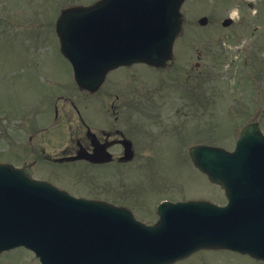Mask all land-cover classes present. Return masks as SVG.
<instances>
[{"label":"rangeland","instance_id":"374dc122","mask_svg":"<svg viewBox=\"0 0 264 264\" xmlns=\"http://www.w3.org/2000/svg\"><path fill=\"white\" fill-rule=\"evenodd\" d=\"M95 1L0 0V162L8 160L23 166L33 160V152L39 155L44 149L51 157H59L67 143L68 146L71 143L69 148L76 147V132L69 130V126L77 120L69 116V103L78 105L79 99L82 101L83 98L77 92L70 66L59 53L55 23L63 9L90 5ZM249 1L188 0L182 7L185 24L183 37L175 49L176 62L172 68L163 70L170 71L174 75L169 77L175 78L166 85H151L154 89L161 86L159 96H156L158 101L173 96L177 107L188 106L190 119L184 123L195 136L191 137L193 143L229 148L233 136L237 137L240 127L248 119L258 121L264 133V21L248 22L260 24L253 35L243 34L242 27L236 28L235 33L242 35L241 39L227 37L228 30L221 26L222 19L237 7L243 17ZM256 1V9L264 13V0ZM253 12L249 10L248 13L253 15ZM204 16L208 17L209 23L200 26L198 20ZM223 40L225 48L221 44ZM238 46L241 47L239 50ZM243 56L249 60L248 67L242 65ZM254 61L256 65H253ZM141 69L135 67L124 74L121 85L132 97H136L133 90L146 87L142 85L144 73L150 78L156 77L153 71L142 72ZM145 85L148 86V82ZM59 89L62 90L57 93ZM57 96L62 99L56 105L68 116L55 121L51 108ZM228 127L230 131H227ZM56 132L68 137L57 146L53 136L58 135ZM30 136H33L31 141ZM156 159L148 171L149 163ZM49 163H38L41 171L36 175L75 195L133 206L142 221L152 222V207L148 205L163 198L210 196L215 202L224 201L223 192L215 191L207 177L194 167L187 152H145L138 155L133 165L113 169L97 170L83 163L57 164L61 166ZM50 165L52 167H48ZM23 254L18 251L14 255L20 259ZM217 255L219 258L216 255L192 258L184 264H203L204 261L209 264H218V261H222L219 264H250L238 258L234 261L228 254ZM29 259L24 257L23 261L38 264L31 257ZM10 264L25 263L14 261Z\"/></svg>","mask_w":264,"mask_h":264},{"label":"water","instance_id":"95a60500","mask_svg":"<svg viewBox=\"0 0 264 264\" xmlns=\"http://www.w3.org/2000/svg\"><path fill=\"white\" fill-rule=\"evenodd\" d=\"M184 1L101 0L91 8L64 11L57 30L77 83L94 90L118 66L171 64ZM191 155L210 180L226 190L229 204H199L205 208L202 213L182 218L177 212L185 206L169 208L155 227L34 181L28 168L0 165V236L32 248L44 264H55L51 258L61 264H166L195 246L232 241L227 236L234 234L240 235L236 240L249 242L236 250L264 257V244H256L264 243V136L259 126L244 128L234 153L198 146ZM76 222L85 224L80 242L69 239Z\"/></svg>","mask_w":264,"mask_h":264},{"label":"flooded vegetation","instance_id":"af4514ba","mask_svg":"<svg viewBox=\"0 0 264 264\" xmlns=\"http://www.w3.org/2000/svg\"><path fill=\"white\" fill-rule=\"evenodd\" d=\"M235 25V23L231 22L228 28L233 31ZM135 67L143 68L141 69L142 72L147 70L139 65L120 67L110 72L104 85L97 91L77 90L78 94L83 98L82 101L79 99L78 105L74 102L69 103L71 113L69 116L77 120L76 123L69 126V130L74 129L76 132V147L69 148L71 143L69 146L67 143V147H62V157L70 159L75 157L79 151L94 153L104 149L105 151L103 152H108L112 155V161L92 164L85 160H74L67 161V163L83 162L102 168L127 167V165L134 163L137 155L145 152H189L190 148L194 146V143L191 142L193 141L191 137H194L192 135L193 132H190L188 124L186 125L190 119L188 106L177 107L173 102L175 100L173 96L168 99H159L158 101V98H156V96H159L158 89L150 86L166 85L167 81L168 83L172 81L175 77H169V75L174 74L169 73L170 71L167 73L163 71L172 67L165 69L150 67L149 69L156 76L155 79L148 77L144 73L142 85L146 87L142 89L140 86L138 89L133 90L136 92V97H132L130 93L128 95L129 90H124L121 84H123L125 78L124 74H127ZM146 82H148V86L145 85ZM191 89L193 92V88ZM160 96H163L162 92H160ZM54 104L51 111L54 112L55 121L56 118L68 116V114L65 115L66 112H60L56 102ZM63 109L65 111V108ZM146 112H151L152 114L146 115ZM179 121L181 124L178 123ZM56 125L58 123L55 124L57 128L58 126ZM126 152L134 153L132 160H130L129 156L126 157ZM42 153L44 154L45 151L42 150ZM43 157L46 161L52 160L50 156L45 154ZM36 162L37 160L32 161V165L36 166ZM53 162L56 161L53 160ZM14 253L15 250L1 253L0 264L11 259ZM223 253L234 258V261L236 256H242L229 251H223ZM217 254H222V249L200 250L182 263H188L190 259L196 257L210 255L218 257ZM238 259L250 264H264V262L247 255L238 257ZM221 262L218 261V264ZM203 264L209 263L204 261ZM212 264L217 263L212 262Z\"/></svg>","mask_w":264,"mask_h":264}]
</instances>
